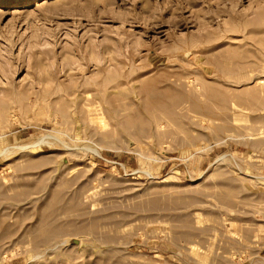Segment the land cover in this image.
Segmentation results:
<instances>
[{
  "label": "rangeland",
  "instance_id": "obj_1",
  "mask_svg": "<svg viewBox=\"0 0 264 264\" xmlns=\"http://www.w3.org/2000/svg\"><path fill=\"white\" fill-rule=\"evenodd\" d=\"M0 264H264V0H0Z\"/></svg>",
  "mask_w": 264,
  "mask_h": 264
},
{
  "label": "bare ground",
  "instance_id": "obj_2",
  "mask_svg": "<svg viewBox=\"0 0 264 264\" xmlns=\"http://www.w3.org/2000/svg\"><path fill=\"white\" fill-rule=\"evenodd\" d=\"M93 110L96 112V115H95V117H93L92 119H90L92 121L91 124L94 123L95 127H97L100 131H104L106 129V124H107L106 123V120H105V117H104V114L101 112V109L93 108ZM85 147L87 148L88 146H85ZM100 148H102V147H100ZM88 149H89V147H88ZM96 150H98V149H96ZM96 150L94 149L92 152L95 153V154L96 153L97 154H100ZM141 160H143V159H141ZM146 171H147V169H146Z\"/></svg>",
  "mask_w": 264,
  "mask_h": 264
}]
</instances>
